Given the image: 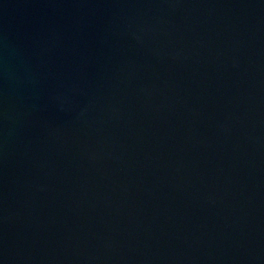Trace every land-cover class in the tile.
<instances>
[{"label": "water", "instance_id": "1", "mask_svg": "<svg viewBox=\"0 0 264 264\" xmlns=\"http://www.w3.org/2000/svg\"><path fill=\"white\" fill-rule=\"evenodd\" d=\"M0 264H264V0H0Z\"/></svg>", "mask_w": 264, "mask_h": 264}]
</instances>
